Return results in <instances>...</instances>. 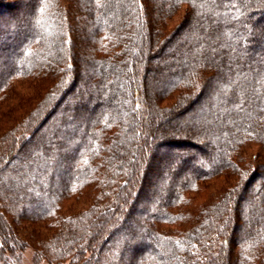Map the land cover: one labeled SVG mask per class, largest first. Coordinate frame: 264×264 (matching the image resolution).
I'll return each mask as SVG.
<instances>
[{"label": "trees", "instance_id": "obj_1", "mask_svg": "<svg viewBox=\"0 0 264 264\" xmlns=\"http://www.w3.org/2000/svg\"><path fill=\"white\" fill-rule=\"evenodd\" d=\"M2 1L0 200L16 237L1 219L0 250L31 245L47 264H264V0H25L17 22ZM137 197L152 199L140 219ZM40 223L56 229L27 232Z\"/></svg>", "mask_w": 264, "mask_h": 264}, {"label": "rangeland", "instance_id": "obj_2", "mask_svg": "<svg viewBox=\"0 0 264 264\" xmlns=\"http://www.w3.org/2000/svg\"><path fill=\"white\" fill-rule=\"evenodd\" d=\"M24 1L25 0H3L2 1L3 5H6L7 8H11L12 2H16L18 4V11H16L18 15L16 16V18L14 17V21H16V22L19 21L20 19L24 18L25 13H27L28 6L26 4H24ZM185 10H186V8H183L182 11L179 13V15L174 19L175 23L178 22L181 19V16L183 15ZM3 14L4 13H2L1 9H0V19H3L2 18V17H4ZM1 24H6L5 20H3L1 22ZM171 55L172 54L169 53V52L168 53L164 52V54H162V58H161L162 62L163 61H167L171 57ZM149 66L153 67V69L159 68V71H157L158 75L161 74L163 72V70H164L163 67H161V64H160L159 61H156L155 63H151V64H149ZM157 74H155L154 77H153V75L148 74V76L151 77V79L149 78V81L154 82V87L153 88H152V86L149 83L151 89L153 90V92L151 94L152 97H153V95L155 93L157 94L158 92H160L159 91L160 87L156 84L157 80L159 79V76H157ZM154 79L156 81H154ZM79 81L80 82L77 83L78 88L76 87V89L75 88L73 89V94L74 95L76 94L75 92L78 89L82 88V85H81V84H83L82 82L86 81L85 74H83V76L80 78ZM155 84H156V86H155ZM23 94H26V91H24V93H22V96H23ZM20 99H21V97L13 100L12 103L14 105H17V104H19L18 102H19ZM205 102L207 103V101H205ZM171 103L172 102H169V100H164L162 102V104L164 106L165 105H169ZM4 106H6V105L4 104ZM12 108H15V107L12 106L11 109ZM7 110H8V108L6 109V111ZM4 111H5V109L2 110V112H4ZM3 122H4L3 119H0V124L3 123ZM173 134L181 136V137L185 136V135H188L187 136L188 138H191L195 142L201 144V141L199 140L198 136L196 135V133L194 131L192 132V135H190L189 132H185L183 129H179V130L175 129ZM4 143H7L6 138L5 137L4 138L1 137L0 138V147H1L0 149L1 150L4 149V146H5ZM1 150H0V152H2ZM8 166H9V169L15 170V168L18 166V162H14L13 161V162L9 163ZM163 173H164V171H163V169H161L156 174V176L154 174L152 177H149L150 180H148V183L145 184L146 185V190L147 189H152L151 186H153V185H154L153 188L157 189V187H159V181H160L158 178L163 176ZM60 176L61 175H60L59 171H57V169H56L55 173L53 174V179H55L56 181L58 180L57 182H60V179L62 178ZM222 183H223V181L221 179L211 181L209 183L210 188L205 190V192L206 191L207 192L204 193L205 195L202 196L201 200H203L205 198L207 199V194L208 193L212 194V192L214 191V190H212V188L214 187V189L215 188L217 189L220 185H222ZM151 200H152L151 198L147 199L145 197L144 198L143 197H139V198L137 197L136 198L135 201L137 203V206L142 210V211L138 212V214L135 216L136 219H140L139 216H140L141 212L143 213V211L148 210L149 202ZM0 203H1L0 204V220L5 218L7 221H9L7 223L8 228H4V233L6 234L7 237L10 235L12 239H15L16 234H15V231L13 230L14 229V225H13V223H11V217H9L10 216L9 209L7 208V206H5V203L2 202V200H0ZM64 207H66L67 211L75 209L74 211H76V212L78 211L79 212L80 210L85 209L87 206H86V203H84V202L77 203V202H75L72 199H68V200L64 201L63 208ZM4 214H5V216H4ZM6 216L8 217V219H7ZM27 229H29V227ZM55 229H56V225L52 228V231H49L47 228H45V223H43V224L40 223V224H38L36 226H31L30 230H28L27 232H29V233H34L35 232L37 235H41V238H42L43 236L47 237V235L53 234V231H55ZM0 236H1L0 238H2V239L4 238L3 234L1 232H0ZM112 240H113V237L107 238V240H105V242H104L105 243L104 245L109 246L112 243ZM0 253H1L0 257H2V260H4V261L6 260L7 264H47L46 261H44V260L40 259L39 257H37V255H36L37 253L35 251V248H33V246H31V245L30 246L29 245H26V246L23 245V246L19 247V244L16 243L15 245H12L9 250L7 248H2L0 250Z\"/></svg>", "mask_w": 264, "mask_h": 264}]
</instances>
